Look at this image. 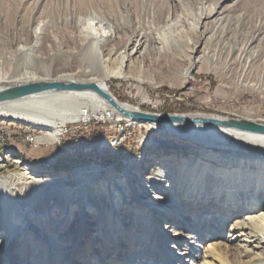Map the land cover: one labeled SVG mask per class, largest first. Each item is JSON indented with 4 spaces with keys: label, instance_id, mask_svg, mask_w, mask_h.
<instances>
[{
    "label": "bare ground",
    "instance_id": "obj_1",
    "mask_svg": "<svg viewBox=\"0 0 264 264\" xmlns=\"http://www.w3.org/2000/svg\"><path fill=\"white\" fill-rule=\"evenodd\" d=\"M58 1L63 10L55 14L51 5L50 11L42 13L45 0H36L32 16L34 39L18 44L3 64L0 60L8 75H0V81L9 78L11 87L32 82L94 84L115 105L90 88L52 89L0 101V118L42 130L44 133L35 139L39 143L54 142L68 123L103 116L145 123L157 135L164 128L169 139H150L153 153L146 152L135 162L126 161L120 174L102 173L93 166L73 168L68 173L35 175L26 169L18 171L30 186V195L40 193L45 204L40 210L32 197L22 206L20 198L0 191V234L4 233L0 264L14 263L10 254L14 242L7 243L9 237L18 235L15 243L19 238L25 244L37 237L50 256H58L59 249L61 257L69 254L71 260V255L79 256L75 249L86 246L87 241L82 239L86 233L90 247L95 243L106 247L108 240H113V247L99 262L109 264L122 247L119 244L125 230L139 224L152 226L154 237L163 243L164 254L180 264H197L198 258L202 259L199 264H264V131L237 126L250 123L264 127V121L248 115L198 111L152 114L165 118L162 122L138 120L124 115L121 109L143 112L141 106L151 99L148 91L143 93L142 102L133 105L120 101L108 84L110 79L137 82L140 93L141 85L156 84L152 76L163 73L155 69L163 60L165 70L175 71L176 76L172 75L181 87L189 82L192 72H211L220 90L232 74L234 82L264 102V16L256 14L255 29L250 32L246 15L258 7L247 11L246 0L210 2L197 17V39L187 40L186 47L174 44L170 49L162 37L175 14L170 12V0L162 4L155 0ZM242 6L234 16L233 12ZM54 23L71 29L73 36L69 44L50 39L55 47L47 46L48 57L43 58L37 51L49 40L45 31ZM55 62L58 73L51 76L49 70ZM179 63L184 65L172 67ZM9 86L0 85V92ZM230 143L236 147L245 145L249 150H231ZM178 146L194 153L184 156L173 151ZM106 175L113 178L107 180ZM164 221H171L174 228L160 233ZM177 221L182 222L183 229H178ZM115 225L121 226V233ZM135 235L132 234L134 239L129 237L130 242L140 240L141 235ZM126 238L127 235L123 239ZM206 240H212L213 251H208L207 246L200 256L195 250ZM155 248L152 250L156 254ZM101 251L96 249V254ZM132 255L137 257L138 252ZM131 260L134 263L137 259Z\"/></svg>",
    "mask_w": 264,
    "mask_h": 264
},
{
    "label": "rangeland",
    "instance_id": "obj_2",
    "mask_svg": "<svg viewBox=\"0 0 264 264\" xmlns=\"http://www.w3.org/2000/svg\"><path fill=\"white\" fill-rule=\"evenodd\" d=\"M218 1L219 0H178V2H175L170 0V12L174 11L176 15L174 14L168 26L162 31V37L168 42L170 49L174 44H180L186 47L187 40H196L197 38L194 36V33L197 29V17L200 15V11H204L208 8L207 5L210 2ZM256 1L246 0L245 3V5L248 6V8L246 7L247 11H252V7H258L255 9L256 11L254 10L246 14L250 20L248 28L250 32L255 29L253 22L256 20V14L261 13V15L264 16V1ZM155 2L157 4H162L164 0H155ZM35 3L36 0H0V60L2 64L4 63L3 59H9L14 54L18 44L22 42H31L34 39L32 27L33 21H35L33 18ZM44 3L46 5L42 13L50 11L49 5L52 6L54 12L56 11L55 14L63 10L58 0H45ZM254 3L255 5H253ZM55 7L60 8L55 9ZM242 9L243 6L233 12L234 16ZM55 14L53 16L56 17ZM206 26H208V24H206ZM45 32L50 38H48L49 40L43 43L42 48L37 51V54L43 58L48 57L47 46H50L51 49L55 47L53 41L50 39L55 38L57 41L69 44L73 36L71 29L64 26L59 27V25L55 23ZM262 43H264V41H262ZM2 64L0 62V75L7 73L6 67ZM56 65L57 62H55L52 65V69L49 70L51 76L58 73L57 69H55ZM183 65L184 63H179V65L172 67L181 68ZM155 69L163 73L152 76L154 83H156L155 85H141L142 88L140 93L137 89V87H139L137 82L130 81L121 83L120 80L110 79L108 84L111 86V91L120 101H128L133 105H138L139 102H142L143 93L148 91L149 96L151 95V99L140 108L141 111L147 114L178 115L195 114L199 112L209 115L213 113L221 116L234 117L248 115L250 118H256L261 122L264 121V102H261L259 96L248 94V89L234 82L235 80L232 74L225 79L226 86L218 90V87H220L219 82L211 72H204L201 74L192 72L188 78L189 82L186 83L185 87H181L177 79L173 76H176L175 71L169 72V70H165L163 60L157 64ZM6 76L8 77V75L5 74V77ZM11 84L9 78H4L0 81V85L3 86H9ZM154 86L156 87L153 88ZM217 90L219 91L218 97L215 98L214 96ZM134 122L135 123H131L125 119L118 120L113 116L109 119L105 116L100 118H86L78 122L66 124L63 132L54 142L39 143L35 139H27L26 135H30V133L25 132H27V128L31 129L33 130L32 132H36L37 137L44 133L42 130L18 123L11 119L0 118V127L10 132L6 133L9 136L7 141H1L0 143V184L5 186L0 188L1 193L4 190V193L8 194L9 197L20 198L19 203L22 206L25 205L27 199H32V197H34L39 209L43 210L41 206L45 203L42 201L40 193H38L39 195L37 196L30 195L27 189L30 186L23 180L21 175L17 174L18 171L26 169L27 172L30 171L35 175L60 172L68 173L73 168L93 166L102 173L120 174L123 172L122 168L126 161L131 160L135 162L146 152L153 153V149L149 146L150 139L153 138L155 141L156 138L160 136H164L166 139L168 138V136L166 137L163 126L161 127L163 129L160 131L162 134L157 135L153 134L151 128L147 127L145 123H140L139 121ZM158 140H156V142ZM228 146L231 150H238V152H246L249 150L245 145L236 147L234 144L230 143ZM262 150L264 154V148ZM173 151L182 153L184 156H189L194 153L193 151L180 148L179 146ZM7 153L14 155V157L10 158ZM255 153H257V151ZM104 178L111 180L113 177H108L106 175ZM37 190L41 191L40 187ZM143 215L144 214H141L140 216ZM195 219L196 215L192 217L190 224L193 225ZM171 223V221L162 222L160 225V233H165V229L171 230L174 228ZM177 223L178 229H183L182 222L177 221L176 224ZM115 227L117 230L121 228L119 225H115ZM151 230H153L152 226L147 228L142 224H139V226L133 229L127 228L122 236V245L121 243L119 244L122 247L118 249L119 252L116 253V259L110 261L109 264H153L152 262H155V264H180V262L174 261L173 258L164 254L163 243L154 237L155 233L151 232ZM119 231L121 233L122 228ZM3 234L4 233L0 234V240ZM132 234H137L135 235L137 237L141 235V238H139L140 240L137 242L134 240L130 242L132 238H135L132 237ZM126 235L127 238L123 239ZM28 236L31 237L30 235H27V237ZM87 236L88 233H86L85 237H82L84 241H87L86 246L81 249H75V253L77 254L78 252L79 256L75 257L71 255V260H69V254L67 257H61L60 254L62 250L59 249L57 253L58 256H50L46 248L41 247L42 242L39 240L37 241V237H33V240L29 239V243L25 244L21 243L19 238L15 243L18 237V235H15L6 239V242H14V246L10 250V254L14 258L13 264H79V262L81 264H99L100 260L105 258L109 248L111 249L113 240L109 239L106 243V247H102L96 243L94 247H90ZM46 241L47 238L44 240L45 245ZM53 241L55 242L56 240L53 239ZM129 242L130 244L126 247L124 243L128 244ZM169 243H171V241H168V244ZM211 245L212 240H206V243L201 244L200 249H196L195 252L201 256L203 250L207 248V246L208 251H213ZM154 246L156 247V254L153 253L152 250ZM183 246H185V243L181 245V247ZM96 249H102L101 253L96 254ZM133 251L138 252L137 257H133ZM65 252H68V250H65ZM95 256L97 259L96 261L94 258ZM133 258L137 259L134 263L133 260H131ZM201 260V258L195 259L197 264H199Z\"/></svg>",
    "mask_w": 264,
    "mask_h": 264
},
{
    "label": "water",
    "instance_id": "obj_3",
    "mask_svg": "<svg viewBox=\"0 0 264 264\" xmlns=\"http://www.w3.org/2000/svg\"><path fill=\"white\" fill-rule=\"evenodd\" d=\"M83 88H90L95 90L97 93L101 94L103 97H105L107 100L110 101L111 104L115 105L114 101L112 100L111 97H109L107 94L103 93L96 85L92 84L89 86L85 85H80V84H62V83H57V82H32L28 84H22V85H16V86H9L5 90L0 92V101L3 100H8V99H15L23 96H27L33 93L41 92V91H46V90H64V89H83ZM121 112L129 117L138 119V120H153L157 122H162L165 120V118L157 116V115H152V114H147L145 112H129L126 110H122ZM241 126L243 129H250V130H258V131H264V127L255 125V124H250V123H240L237 124V126Z\"/></svg>",
    "mask_w": 264,
    "mask_h": 264
},
{
    "label": "built area",
    "instance_id": "obj_4",
    "mask_svg": "<svg viewBox=\"0 0 264 264\" xmlns=\"http://www.w3.org/2000/svg\"><path fill=\"white\" fill-rule=\"evenodd\" d=\"M6 133H10V132L0 127V143L1 141H7V139L9 138V136ZM25 133H30V135L29 134L26 135L27 139H31V140L36 139V132L27 131Z\"/></svg>",
    "mask_w": 264,
    "mask_h": 264
},
{
    "label": "trees",
    "instance_id": "obj_5",
    "mask_svg": "<svg viewBox=\"0 0 264 264\" xmlns=\"http://www.w3.org/2000/svg\"><path fill=\"white\" fill-rule=\"evenodd\" d=\"M26 131H30V132H32L33 130L27 128Z\"/></svg>",
    "mask_w": 264,
    "mask_h": 264
}]
</instances>
